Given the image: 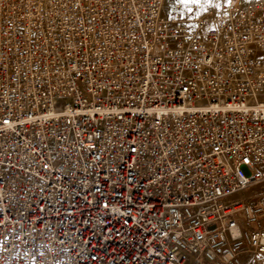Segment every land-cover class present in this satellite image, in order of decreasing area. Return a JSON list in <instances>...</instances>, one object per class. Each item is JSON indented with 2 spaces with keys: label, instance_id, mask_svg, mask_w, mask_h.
I'll return each instance as SVG.
<instances>
[{
  "label": "built area",
  "instance_id": "1",
  "mask_svg": "<svg viewBox=\"0 0 264 264\" xmlns=\"http://www.w3.org/2000/svg\"><path fill=\"white\" fill-rule=\"evenodd\" d=\"M0 0V264H264V0Z\"/></svg>",
  "mask_w": 264,
  "mask_h": 264
},
{
  "label": "rangeland",
  "instance_id": "2",
  "mask_svg": "<svg viewBox=\"0 0 264 264\" xmlns=\"http://www.w3.org/2000/svg\"><path fill=\"white\" fill-rule=\"evenodd\" d=\"M166 6L171 7L174 3H180L179 0H165ZM247 1V0H246ZM215 5V0H211L205 8H211ZM185 6V5H184ZM245 195L252 200H259L264 198V183L256 185L245 192Z\"/></svg>",
  "mask_w": 264,
  "mask_h": 264
},
{
  "label": "snow or ice",
  "instance_id": "3",
  "mask_svg": "<svg viewBox=\"0 0 264 264\" xmlns=\"http://www.w3.org/2000/svg\"><path fill=\"white\" fill-rule=\"evenodd\" d=\"M179 2L185 7H188V10L191 11L190 5H200L201 7H206L208 3L211 2V0H179Z\"/></svg>",
  "mask_w": 264,
  "mask_h": 264
}]
</instances>
